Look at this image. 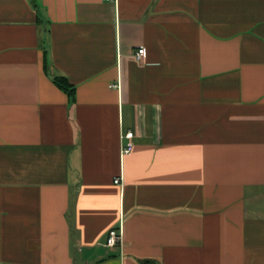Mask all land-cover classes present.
<instances>
[{"label":"crops","instance_id":"0c3cea01","mask_svg":"<svg viewBox=\"0 0 264 264\" xmlns=\"http://www.w3.org/2000/svg\"><path fill=\"white\" fill-rule=\"evenodd\" d=\"M148 260L264 264V0H0V264Z\"/></svg>","mask_w":264,"mask_h":264},{"label":"built area","instance_id":"2783aa9c","mask_svg":"<svg viewBox=\"0 0 264 264\" xmlns=\"http://www.w3.org/2000/svg\"><path fill=\"white\" fill-rule=\"evenodd\" d=\"M144 57H145V49L143 48H141L135 53V58L138 61H143ZM123 139L127 140V143L122 147V156H125L130 154L134 149V143H133L134 133L129 132L128 134H126V136H124ZM114 183L116 185H121L122 184L121 178L116 179ZM122 244H123V234H122V225H121L119 228L110 230L107 237L106 246L110 248H115L118 246H122Z\"/></svg>","mask_w":264,"mask_h":264},{"label":"trees","instance_id":"16d2710c","mask_svg":"<svg viewBox=\"0 0 264 264\" xmlns=\"http://www.w3.org/2000/svg\"><path fill=\"white\" fill-rule=\"evenodd\" d=\"M54 82L69 95L70 99L73 100L75 96L74 86H72L66 79L55 78ZM141 264H153V263L148 260V261H142Z\"/></svg>","mask_w":264,"mask_h":264}]
</instances>
